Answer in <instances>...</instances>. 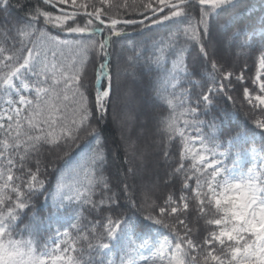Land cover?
<instances>
[{"label":"snow or ice","instance_id":"6c2138e0","mask_svg":"<svg viewBox=\"0 0 264 264\" xmlns=\"http://www.w3.org/2000/svg\"><path fill=\"white\" fill-rule=\"evenodd\" d=\"M8 3L9 0H0V4L4 5L0 7V12H7ZM44 3L48 6L69 5L71 11L61 7L60 14L54 15L36 8L28 19L17 20L7 26L4 29V39L0 41V69H7L6 72L0 71V95L7 97L3 102L4 106L0 107V264H116L115 260L107 262V256L115 248V244L110 242L120 240L127 241L128 250L125 252L126 258L120 259L119 264H200L198 257L192 254L198 248V244L191 238L192 229L185 219L177 215L185 214L189 210L186 195H180L178 200L169 195L164 206H158V216H177L176 224L170 227L176 228L178 224L183 232L177 230L172 237V243L164 239L148 257L139 252L140 248L147 246L148 240L135 243L141 236L131 216L116 220L109 217L103 225V233H98L95 227L90 229L91 239L86 233L73 238L70 231L57 232L50 238L53 241L51 245L45 244L40 251L31 238H14V233L19 234L17 221L23 210L30 206L31 196L37 191L41 194L49 193L57 212L67 206L65 200L83 198L92 203L91 196L97 185H102L105 194L112 191L109 182L99 174L105 158L99 142L81 164L65 170L57 180L55 192L50 190V186L45 187V181L39 178L40 161L35 160L34 168L28 167V163L39 154L42 145L61 147L68 142L76 145L77 141L84 138L80 135L82 130L87 135L91 129L92 134L98 137L99 133L90 124L92 109L98 106L101 113L106 112L105 100L113 93L126 96L128 104H134L137 99L136 91L121 77L134 78L137 65L143 58V54L136 55L134 51L132 57L118 63L113 69L109 59L111 37L103 36L105 28L100 26L105 25L109 33L120 36L121 32L116 30L118 25L143 24V20L137 22L133 19H117L109 15L103 7L94 4L89 11L90 0H44ZM110 3L111 0H101V4ZM188 3L189 0H148L147 3L137 5L136 0H132L129 5L128 0H124L120 6L125 13L129 10L140 14L150 12L153 17L164 13L165 9L168 10L167 14L151 19L153 25L170 23L169 34L165 40L174 56V62L171 71L164 69V79H175L176 75L182 73L187 78L186 82L193 85L191 90L183 89L180 92L178 102L169 98L176 97L175 92L150 85L156 96L171 111L163 118L155 111L147 115L149 120L156 122L158 131L167 135L168 141L178 136L182 142L177 166L169 175L173 178V183L183 180V188L193 193L199 216L205 217L206 225L214 226V230L202 242V246L209 249L203 256L205 264L209 260L213 264H264V158L258 166L246 170L240 165L249 144L257 143L254 135L249 141L245 130L232 132L225 141L228 147L219 151L222 145L218 140L217 130L227 114L221 117L212 116L210 120L200 119L201 116L209 115L215 108V103L221 99L220 93L232 83L233 72L222 70V65L217 63L215 57L225 52L228 44L241 49H258L261 52L259 69L264 71V36L257 41L251 32L245 36L243 27L233 31L214 24V21H219L221 13L233 7L236 0H198L201 8L199 19L181 27L189 15L185 11ZM80 15L87 17L83 26L75 23V18ZM144 18L150 17L145 15ZM70 20L74 26H68ZM223 23L227 25L228 20L225 19ZM47 25L81 34L79 40L71 42L51 41V44L67 49L72 54L70 57L64 58V54L60 53L61 59H57V52L45 43ZM254 31L255 29L252 30ZM181 37L184 38L183 44L189 39L198 44L202 57L207 60V64L202 67L206 71L211 69L207 76H202L197 69L188 72L184 63L183 44L179 42ZM9 39L13 41L11 48L6 46ZM25 40L32 47H27ZM165 40L156 45L160 55L154 60L145 58V63H160L164 59ZM209 49H212L211 54ZM90 52L101 58V62L95 65V83L99 88L95 91L92 105L89 104L87 85L83 82L89 63L87 55ZM49 53L51 60L48 59ZM26 73H31L35 84L30 85L27 82ZM193 76H201L199 92H196L195 82L191 79ZM18 77L23 89L34 90L33 98L24 95L22 88L17 86L15 81ZM235 81H244L243 70L235 76ZM253 83L258 87L259 94L253 96L245 87L243 95L250 105H253V101L258 102L261 111H264V79H261L260 72ZM13 89L16 99L12 98ZM69 100L73 105L70 112L66 103ZM255 124L264 130V118L257 119ZM205 127L210 131L205 133ZM259 144L261 152L264 153V131L261 132ZM162 155L169 157L166 150ZM228 159H231V168L226 163ZM186 160L191 161L187 167ZM81 173H85L88 179L87 195L79 190L75 196L61 195L64 189L70 188V184L66 183L67 178L77 177ZM189 181H194V187L189 185ZM128 187L125 184L120 189V194L123 195ZM112 198V195H107L109 201ZM99 203L103 205L105 200L101 199ZM147 219H155L157 224L164 223L162 219L152 215ZM42 223L33 214L29 223L24 225V230L34 234ZM70 227L81 232L74 224ZM79 241H84L86 246L77 248ZM217 245L219 255L214 254Z\"/></svg>","mask_w":264,"mask_h":264},{"label":"trees","instance_id":"16d2710c","mask_svg":"<svg viewBox=\"0 0 264 264\" xmlns=\"http://www.w3.org/2000/svg\"><path fill=\"white\" fill-rule=\"evenodd\" d=\"M147 2L148 0H136L137 5ZM123 3L124 0H111L109 5L101 4V0H90L89 11L92 10L91 5L94 4L97 7H103L109 15L121 20L133 19L138 21L145 19V15L148 17L152 15L150 12L140 14L131 10L125 13L123 8L120 7ZM128 3L131 5L132 0H128ZM0 7H4L3 4H0ZM59 7L67 8L71 11V7L68 5H60ZM36 8L52 12L54 15L60 14V8L54 5L48 6L43 0H9L7 12H0V41L4 39V29L7 26L14 24L17 20L28 19L34 14L33 10ZM167 11L165 9L164 13H159L153 18L167 14ZM185 11L189 15L181 27H186L188 23H195L199 19L201 8L198 0L188 3ZM225 19L228 20L227 25L223 23ZM86 21L87 17L83 15L75 18V23L81 26ZM214 24L233 31L235 28L243 27L245 36H248L251 32L254 38L259 41L260 37L264 36V27H262L264 25V0H236L233 7L221 13L219 21H214ZM68 26H74L71 20L68 22ZM100 26L105 28L103 36L111 37L109 48L111 56L109 59L113 69L117 67L118 63H123L126 58L132 57L134 51L136 55L143 54V58L137 65L135 77L131 79L126 76L121 77L123 81L135 89L136 102L129 105L126 96L121 97L116 93L111 94L105 100L106 112L101 113L98 106L92 109L90 124L99 133L98 137H95L91 129H89L87 135H85L83 130L81 131L80 135L84 138L77 141L76 145H72L71 142L61 147L42 145L39 149V154L32 157L28 167L34 168L35 160H39L41 173L39 178L45 181V187L50 186V190L55 192L57 180L65 170L75 168L81 164L90 151L97 147V142H99L105 157L99 174H102L109 182L112 191L105 194L102 185H97L93 189L91 196L92 203H88L87 199L83 198L72 199L71 201L65 200L67 206L60 209L59 212H57L56 205L48 192L41 194L40 191H37L31 196L30 206L23 210L17 221L19 234L14 233V238H31L36 244L37 250L40 251L45 244L51 245L53 241L50 238L54 237L57 232L70 231L73 238L86 233L91 239L90 229L95 227L98 233H103V225L106 224L109 217L116 220L131 216L138 226L141 236V239L135 242L136 244H140L142 240H148L150 244L155 243L158 231L163 232L172 240L177 230H180L181 233L183 232V229L178 224L176 228L170 227V225L176 224L177 216L166 214L163 217H159L157 208L158 206H164V201L169 195H172L174 200H178L180 195H186L188 197L189 210L185 214L177 215L179 218L185 219V222L192 229L191 238L198 244L197 251L192 254L198 257L200 264H205L203 256L209 249L202 246V242L207 234L214 230V226L206 225L204 222L205 217L199 216L193 193L191 190L183 188V180L179 183H173V178L169 175L172 169L177 166L176 162L179 159L182 142L178 136L174 140L168 141L167 135H162L158 131L156 122L149 120L147 115V113L155 111L160 118H163L171 111L169 106L156 96L150 85L154 84L160 90L167 89L169 92H175L176 97L169 96L170 99H174V102H178L177 98H179V94L183 89L191 90L193 87L191 83L186 82L187 78L182 73L176 75L175 79L170 77L167 80L164 79V69L167 68L171 71L174 62V56L168 49V42L165 40V37L169 34L170 23L153 25L150 19L143 24L118 25L116 30L121 32L120 36L109 33L107 26ZM253 29H255L254 32H252ZM45 31L47 34L45 43L53 51L57 52V59H61L60 53L64 54V58H68L72 54L63 46L51 44V41L66 40L71 42L81 38L79 33H69L52 25H47ZM161 40H165L163 46L165 49L164 59L160 63H145V58L154 60L160 55L156 45ZM183 41L184 38L181 37L179 42L183 44ZM24 43L27 47H32L28 40H25ZM12 44L13 41L9 39L6 46L11 48ZM183 49L184 63L187 65L188 72L197 69L202 76H207L208 71H211V69L208 68L206 71L202 67V65L207 64V60L202 57L198 44L189 39L186 44H183ZM226 49L225 52L215 57V59L219 65H222V70L233 72L232 83L229 84L223 93H220L221 99L215 103V108L210 111L209 115L201 116L200 119L210 120L212 116L221 117L227 114L217 130L218 140L222 145L219 151H224L228 147L225 141L229 134L241 129L247 132L249 141L254 135V139L257 142L255 145L249 144L247 151L252 147L260 149L259 141L261 140V132L264 130L259 129L255 121L264 118V111H261L260 106H257L255 101H253L255 106L248 103V100L243 95V89L247 87L253 96L259 94V89L253 81L256 79L257 73L260 72L259 56L261 52L258 49L231 47L230 44L226 45ZM211 51L212 49H209L210 54ZM24 54L26 55V51ZM48 59H52L51 53L48 54ZM87 60L89 63L83 82L87 85L89 104L92 105L95 91L99 88V85L95 83V65L101 62V58L98 54L90 52L87 55ZM241 70L244 72V81L242 83L235 81V76ZM0 71L6 72L7 69H0ZM25 79L30 85L35 84V78L32 77L31 73H26ZM191 79L195 82L196 92H199L202 83L201 76H193ZM261 79H264V75L261 76ZM17 86L22 88L21 85L17 84ZM23 94L30 98L35 95L34 91H23ZM12 98H17L14 90H12ZM5 99L7 97L0 95V107L4 106L3 102ZM66 103L70 112L73 106L72 101L69 100ZM157 105H163V107L161 108ZM121 117L122 119H120ZM123 119L126 120L125 124L121 123ZM134 122L141 128L143 135L146 136L143 140V146L139 141V134H130ZM203 130L205 133L210 131L207 127ZM147 140L148 143H146ZM151 144H153L154 149L152 150L155 153L144 158L143 151L147 150L145 146L149 147ZM0 147H2V137H0ZM165 150L169 153L167 158L162 155ZM138 160L140 161L139 164ZM156 161H159L155 165L158 166L157 168L154 166ZM190 163V160H186L185 166L187 167ZM226 163L231 168V159H228ZM249 165L250 163L246 164L244 169H247ZM66 183L70 184V188L62 191L61 195L64 197L75 196L77 190L84 193L85 196L87 195L88 179L85 173H81L77 177L69 176ZM188 183L191 187H194V181H189ZM125 184L129 185V187L121 195L120 189ZM107 195L113 196L111 201L107 199ZM101 199L105 200L103 205L99 203ZM33 214L43 221L34 234L24 230V225L29 223ZM149 215L162 219L164 223L157 224L155 219H147ZM74 217L76 218L74 219ZM73 224L77 229H81V232L71 228L70 225ZM149 237L151 238L150 240L148 239ZM113 244H115V248L108 254L107 262L115 260L116 264H119L120 259L126 258L127 241L120 240ZM83 246H86L84 241L77 243V248ZM143 248H140L139 252ZM216 249L214 254L219 255V245L216 246ZM207 264H213V262L209 260Z\"/></svg>","mask_w":264,"mask_h":264},{"label":"rangeland","instance_id":"374dc122","mask_svg":"<svg viewBox=\"0 0 264 264\" xmlns=\"http://www.w3.org/2000/svg\"><path fill=\"white\" fill-rule=\"evenodd\" d=\"M4 6V5H3ZM69 6V5H68ZM260 74L261 76L264 75V71H261L260 70ZM15 83H17L18 85H21V82H20V78H16V81ZM14 90V89H13ZM22 90L23 91H26V92H29V91H34V90H30V89H23V86H22ZM15 92V90H14ZM257 106H259L258 102H255ZM122 119V117L120 118ZM124 122H126L125 119H123V121H121V123L125 124ZM122 124V125H123ZM140 129V130H139ZM130 134H134V135H138L139 138V141L141 142L142 146H143V140L146 138L145 135H143L144 133L141 132V128L138 127V125L134 122V125L133 127L131 128V133ZM142 140V141H141ZM148 143V140L147 142ZM145 148L147 149L146 151H143V156L144 158H147V156H151L153 153H155V151H153L152 149H154L153 147V144H151L149 147L148 146H145ZM152 150V151H151ZM154 158V157H153ZM153 158H149V159H153ZM264 158V153L261 152L260 149H258L257 147H252L249 149V151H247L246 153L243 154V159L241 160L240 162V165H241V168H243L247 163H250L249 167L248 168H252V167H256L259 165L260 163V160ZM147 161V159H146ZM151 161V160H150ZM149 161V163H150ZM140 163V161L138 160V164ZM142 163V162H141ZM159 163V161H156L154 163V166L157 165ZM147 165H149L147 163ZM142 167V165H141ZM158 166H155V168H157ZM244 169V168H243ZM246 170V169H245ZM238 171V170H237ZM235 175V173H233ZM164 239H167L170 243H172L173 241L167 236L165 235L163 232L161 231H158L156 233V239H155V243L153 244H150L148 243L147 246H145L141 251L140 253L144 256V257H148V256H151L155 250L156 247H158L160 245V243L164 240ZM113 243H116L117 241H111ZM107 252V250H105ZM111 253V252H109ZM108 253V254H109ZM114 257V255H113Z\"/></svg>","mask_w":264,"mask_h":264},{"label":"water","instance_id":"95a60500","mask_svg":"<svg viewBox=\"0 0 264 264\" xmlns=\"http://www.w3.org/2000/svg\"><path fill=\"white\" fill-rule=\"evenodd\" d=\"M43 1H44V0H43ZM191 1H193V0H189V3H190ZM54 6H56V5H54ZM56 7H57V8H60L59 6H56ZM149 17H150L149 19H143L144 23L147 22L148 20H150V19L153 18L152 15L149 16ZM139 21H141V20H138L137 22H139ZM137 24H140V23H137ZM137 24H132V25H137ZM120 25H123V24H120Z\"/></svg>","mask_w":264,"mask_h":264}]
</instances>
